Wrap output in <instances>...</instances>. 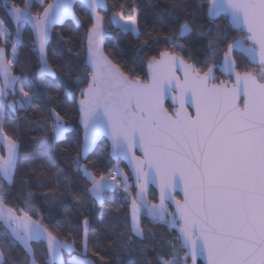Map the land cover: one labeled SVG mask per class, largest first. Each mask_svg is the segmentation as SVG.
Segmentation results:
<instances>
[{"label":"snow or ice","instance_id":"1","mask_svg":"<svg viewBox=\"0 0 264 264\" xmlns=\"http://www.w3.org/2000/svg\"><path fill=\"white\" fill-rule=\"evenodd\" d=\"M33 2L45 4V0H22V5L16 0H3L8 21L15 26L14 35L0 18V143L5 152L0 155V264H14L10 256L17 246L23 249V264H37L33 242H46L45 264H62L64 250L70 254L68 264H96L89 257L90 252L103 264H110L106 257L89 248L87 216L83 219L82 251L77 253L75 240L59 239L40 220L32 218L31 193L25 198L27 211L20 209L18 214L6 203L5 184L11 186L15 182L20 145L5 131V109L14 114L19 110L28 112L33 103L51 100L41 95L35 83L55 76L47 59L46 42L54 24L66 17L76 18L74 0H52L36 14L31 11ZM205 2L207 8L203 10ZM83 3L93 21L87 30L85 65L89 71L86 77L75 79L77 85L86 79L87 86L79 89L78 99L76 93L65 89L69 99H77L83 143L77 141L74 154L71 148L64 152L70 157V166L85 182L84 191L93 204L102 205L108 193L122 189V205H129V258L117 256L116 264H136L131 255L136 251L146 253L144 216L178 231L168 244L174 253L182 251L183 257L158 256L156 264H187L189 256L192 264H196L198 256L206 264H264V0H200L198 7L213 24L221 16L228 21L227 28L217 26L215 31L203 30L190 13L181 19L172 10L153 7V14L162 25L175 23L176 27L172 35L161 34L168 47L158 57L147 59L145 81L125 73L101 48L107 33L98 9L106 7L105 0ZM130 7L131 14L127 15L121 4L112 20L122 32L139 39L140 10ZM26 24L31 26L33 43L39 51L38 67L27 79L15 74L17 44ZM228 29L242 36L229 39ZM193 35L196 39L207 38L205 60L201 62L207 64V69L203 72L181 55L189 51ZM10 38L11 57L7 54ZM148 44V40L141 41V47ZM236 52L256 65L258 71H237L233 58ZM217 70L235 76V83L231 87L224 81L216 84ZM178 72L183 73L182 79ZM170 93H175L170 98L174 106L178 105L172 111L165 107ZM9 95L15 99L10 101ZM188 107L195 110L194 115ZM46 113L36 122L37 127L53 144L63 142L70 131L65 117L55 107H48ZM102 135L111 140L112 156L128 161L137 189L134 195L130 192L129 175L119 167L97 175L81 162ZM33 140L39 143L37 138ZM136 149L143 153L142 158L135 155ZM40 174L54 180L58 188L63 185L71 190L72 179L54 160L49 167L41 164ZM150 184L159 187V203L148 198ZM23 186L27 187V183ZM176 189L183 191L182 201L175 200ZM72 200L80 207H88L81 195H72ZM169 201L175 203L174 212L169 211ZM125 235L120 233L118 239ZM134 238L141 242L138 248L131 247Z\"/></svg>","mask_w":264,"mask_h":264},{"label":"trees","instance_id":"2","mask_svg":"<svg viewBox=\"0 0 264 264\" xmlns=\"http://www.w3.org/2000/svg\"><path fill=\"white\" fill-rule=\"evenodd\" d=\"M16 3L22 5V0H16ZM47 3H49V0H45L44 5L33 2L31 5L32 13L40 12ZM199 3L200 0H106V11L100 14L104 18L103 26L107 33L103 46L104 54L131 77H139L142 81H145L147 59L152 56L158 57L159 52L168 47L163 42L161 34L172 35L176 27L175 23L162 25L153 14V7L172 10L181 19L190 13L203 30L212 29L215 31L217 26L228 27L227 20L223 17H219L213 24L202 14L203 10L207 8V3H204L203 10L198 7ZM121 4L125 6L124 11L127 15L131 14L130 6L134 5L140 10L141 35L139 39L130 33L122 32L113 24L112 15L114 12L121 10ZM174 4L180 5V7L173 9ZM73 12L78 22L77 26H74L71 22H66L60 28L54 29L46 48L47 59L53 65L55 76L35 81L41 95H47L51 100L33 103L28 112L19 110L14 114L10 109H5V131L8 135L17 139L20 145L15 182L11 186L5 184V189L8 192L6 203L9 207L16 209L18 214L20 209L27 211L29 206L25 204V198L31 193L29 204L32 211L29 214L32 215V218L40 220L59 239H66L68 242L75 240L77 253L82 248L80 244L83 236V219L87 216L90 221L89 248L106 257L110 264H116L117 256L124 259L129 258L126 244L129 205H122L123 192L119 190L110 192L106 195L102 205L93 204L91 198L84 191L85 182L70 166V157L68 153L64 152L65 148H71L74 154L79 146L77 141L81 143V131L77 125L76 99H69L65 95V89L68 88L76 93L78 97L79 89L86 87V79L84 83L77 85L75 78L77 76L84 78L88 72L84 65V42L86 32L91 26L89 15L81 5H74ZM0 18L6 21L8 30L14 35L15 26L8 21L3 8V0H0ZM228 30L229 39L242 36V33L238 31ZM157 38L159 42H157ZM143 40L149 41V44L145 47H141V41ZM10 41L11 38L9 43ZM206 44L207 38L196 39L193 35L188 43L189 51L181 53L190 63L200 68L201 72L207 69V64L201 63L205 60ZM226 44L227 42H225V47ZM0 46L3 45L0 44ZM69 48L71 52H69ZM9 49L10 44H8L7 54ZM77 52H80L81 55H73ZM190 54L191 59H189ZM233 58L238 65L237 71H257L240 56L233 54ZM37 67L38 60L32 36L27 26H24L22 38L17 44L15 74L27 79L36 71ZM217 78L222 79L220 76H217ZM8 99L11 101L15 97L9 95ZM48 107H55L65 117L70 127V131L66 133V139L63 142L53 144L44 136L43 130L37 127L36 122L47 115L46 109ZM166 108L170 111L168 105H166ZM34 137L37 138L39 143L34 142ZM53 160L58 166L63 167L72 179L73 185L70 191L66 190L63 185L58 188L54 180L40 174V165L43 164L49 167L50 162ZM81 162L88 164L90 170L97 175L100 173L106 175L110 169L116 167L127 174L122 164L111 162L108 157L107 143L103 140L97 144L86 160ZM93 164L95 165L94 168L92 167ZM51 170L54 171V169ZM63 180L62 177L61 181ZM25 182L27 187L23 186ZM130 192L134 194L132 188H130ZM72 195L83 196L88 201V207L76 205L72 200ZM148 198L151 202H155V193L152 190L149 191ZM65 217L68 218L67 221ZM142 224L148 237L143 243L147 244L148 248L143 255L139 251L131 255V259L136 264H147L148 261L156 264L158 256L170 258L173 255H179L183 257L182 251L174 253L169 246L168 241L177 236L166 224L154 223L147 216L142 217ZM2 230V227H0V231ZM122 232L126 234L125 238L118 239L119 234ZM134 240L135 244L131 247L138 248L141 242L136 238ZM32 246L35 249L37 264H45L47 251L44 242H33ZM89 257L95 260L96 264H103L99 257L91 256V252ZM69 258L70 254L67 251L61 252L62 264H68L67 260ZM10 259L14 261V264H23V249L20 246L13 249Z\"/></svg>","mask_w":264,"mask_h":264},{"label":"water","instance_id":"3","mask_svg":"<svg viewBox=\"0 0 264 264\" xmlns=\"http://www.w3.org/2000/svg\"><path fill=\"white\" fill-rule=\"evenodd\" d=\"M51 2H52V0H49V3H51ZM76 4L81 5V6L84 8V10L88 13L89 18H90V22H91V24H92L93 21H92V18H91V13L89 12L87 6L83 3V0H74V2H73V7H74V5H76ZM105 4H106V0H105ZM46 6H47V5H46ZM46 6H44V7H46ZM42 11H43V8H42V10H41L40 12H42ZM105 11H106V7H105V8L98 9L99 14L104 13ZM221 17H223V16H221ZM223 18H225V17H223ZM217 19H218V18H217ZM225 19H226V18H225ZM226 20H227V19H226ZM66 22H71L74 26H77V24H78L76 18L73 19L72 17H66V18H64L61 22L54 24V25L52 26V29H51L50 33H49V38H48V40H47V42H46V48H47V45H48V43H49V41H50V37H51V34H52L53 30L56 29V28H60V27H61L64 23H66ZM227 23H228V21H227ZM25 26H27L28 30H29L30 33H31L32 41H34V36H33V32H32L31 26H30V25H27V24H26ZM232 30H234V29H232ZM235 31H236V30H235ZM106 38H107V36L104 37L103 42H102V44H101V48H102V50H103V46H104V42H105V39H106ZM33 45H34V43H33ZM34 47H35V51H36V54H37V60H38V59H39V51H38V47H37V46H34ZM234 54H236V55L240 56L241 58H243V59L247 62V64H248L249 66H251L252 68H255V69L258 71L257 66H256V65H253V64H250V63L247 61V59L244 58V56H243L241 53L236 52V53H234ZM86 59H87V32H86L85 42H84V65H85V61H86ZM85 68L87 69V71H89V69L86 67V65H85ZM145 71H146V80H147V79H148V75H147V64H146V66H145ZM215 73H218L219 76H221L223 79H225L224 82H226V83L228 84L229 87H231V86L235 83V76H227V75H224V74H222V73H221L220 71H218V70H217ZM177 75H178L181 79L183 78V73H182V72H178ZM48 78H53V76H50V77H48ZM220 82H221V81L217 82L216 84H219ZM86 86H87V84H86ZM174 94H175V93H170V94H169V98L165 101V107H166V105H168V106L170 107V111H172V110L174 109V107H178V105H175V106L173 105V103H172V101H171V98H170L171 95H174ZM77 99H78V97H77ZM77 99H76V101H75L76 108H77V115H78L77 125H78V127H79V129H80V131H81V143H83V127H82V125H81L80 122H79V106H78ZM240 103H241V105H242L243 101L241 100ZM188 111H189L191 114H193V115L195 114V110H194L193 108H191V107H188ZM101 140H103V141H105V142L107 143V146H108V157H109V159L111 160V162H113L114 164H116V163H120V164H122L123 167L125 168L126 173H127V174L129 175V177H130V184H131V187H130V188H132V190H133V192H134V194H135V192L137 191V189H136V186H135V180H134V177H132V170H131V168H130V166H129V164H128V161L125 160V159H123L122 157H121L120 159H116V158H114V157L112 156V154H111V140H110V138H109L107 135H102V136H100V137L96 140L95 145L93 146V148L91 149V151L88 153V155H90V154L94 151L95 147L97 146V144H98ZM88 155H87V156H88ZM135 155L138 156V157H141V158L143 157V153H142L139 149H136V150H135ZM82 161H84V160H82ZM150 190H152V191L155 193V202H154V203H159V187H158V185H157V184H150V185L148 186V193H149ZM134 194H133V195H134ZM173 196H174L175 200H181V201H182V200H183V191L180 190V189H176V190L173 192ZM168 204H169V211H170V212H174V211H175V203H174L173 201H169ZM171 230L175 233L176 236L178 235V231H177L176 229H171ZM69 260H70V258L67 260V263L69 262ZM187 260H188V264H192L191 256H189ZM197 263H199V264H206V260H205L203 257H199V256H198L197 259H196V264H197Z\"/></svg>","mask_w":264,"mask_h":264},{"label":"rangeland","instance_id":"4","mask_svg":"<svg viewBox=\"0 0 264 264\" xmlns=\"http://www.w3.org/2000/svg\"><path fill=\"white\" fill-rule=\"evenodd\" d=\"M112 22H113V20H112ZM113 24L115 25V27H117V25H116L114 22H113ZM117 28H118V27H117ZM9 44H10V49H9L8 56L11 57V56H12V52H11V41H10ZM0 151H1L0 155H5V152H4V149H3L2 143H0ZM83 230H84V226H83ZM44 244H45V248H46V251H47L46 242H44ZM64 251H66V250H64ZM81 251H82V248H81Z\"/></svg>","mask_w":264,"mask_h":264},{"label":"flooded vegetation","instance_id":"5","mask_svg":"<svg viewBox=\"0 0 264 264\" xmlns=\"http://www.w3.org/2000/svg\"><path fill=\"white\" fill-rule=\"evenodd\" d=\"M215 74H217V75H215V77H216V79H215V83H217V82H219V81H224V80H225V79H223L221 76H220V77H221L222 79H218V78H217V76H219L218 73H215Z\"/></svg>","mask_w":264,"mask_h":264},{"label":"built area","instance_id":"6","mask_svg":"<svg viewBox=\"0 0 264 264\" xmlns=\"http://www.w3.org/2000/svg\"><path fill=\"white\" fill-rule=\"evenodd\" d=\"M119 191H121V192H122V189H121V190H119Z\"/></svg>","mask_w":264,"mask_h":264}]
</instances>
